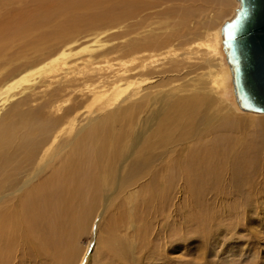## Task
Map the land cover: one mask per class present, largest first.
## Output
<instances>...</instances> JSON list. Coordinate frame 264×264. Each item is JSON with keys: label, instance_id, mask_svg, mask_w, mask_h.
Wrapping results in <instances>:
<instances>
[{"label": "bare ground", "instance_id": "6f19581e", "mask_svg": "<svg viewBox=\"0 0 264 264\" xmlns=\"http://www.w3.org/2000/svg\"><path fill=\"white\" fill-rule=\"evenodd\" d=\"M35 2L5 12L0 57H22L24 47L39 54L37 40L73 30L65 13L44 28L60 15L59 0ZM108 4V15L125 10L121 0ZM159 27L126 50L70 37L0 79V264H30L47 253L87 264L89 250L73 254L76 238L95 223L97 235L110 207L109 222L123 232L118 264H129L128 256L157 264L174 225L210 223L211 201H235L233 191L249 200L264 185V112L241 108L262 114L256 123L238 114L220 30L207 34L204 49L198 42L178 52L167 35L154 34ZM193 67L209 70L174 84ZM24 81L23 90L59 84L11 103V89Z\"/></svg>", "mask_w": 264, "mask_h": 264}, {"label": "rangeland", "instance_id": "374dc122", "mask_svg": "<svg viewBox=\"0 0 264 264\" xmlns=\"http://www.w3.org/2000/svg\"><path fill=\"white\" fill-rule=\"evenodd\" d=\"M116 1L119 0H100L98 1L100 5L99 3L87 5L83 0H59L60 15L52 18L44 28L51 27L65 13L67 17L71 15L74 17V24L70 23L73 30L67 31L66 34L57 33L54 37L44 38L41 41L37 40L32 47L41 48L42 52L39 54L29 52L28 48L24 47L22 51L26 55H22V57L12 60H10L12 56H7L8 54L0 57L3 58L0 59V79L12 72L17 73L22 69L24 70L43 53L47 55L51 52H58L62 47L69 45L64 40L70 37L74 38V41L78 40V42L100 39L106 44L103 49L118 44L126 50L128 45L141 43V37L148 35L152 27H159L158 23L161 24V22H164V25L161 24L162 27H159L161 29L154 28V34L167 35L166 37L172 40L173 48L178 52L192 48L198 42H202L199 48L204 49V43L208 40L207 34H210L214 29L220 30L221 23L232 14L237 5V0H219L217 3H210L207 0H121L125 10L114 9L112 14L108 15L106 12V9L109 8L108 2L115 3ZM146 1L148 5H146ZM34 3H36L35 0H0V25H4L3 19L6 11L16 12V9L19 11L26 6L28 9L33 7ZM150 3L153 4L150 6ZM138 5L142 7L137 8ZM53 7L56 9V5ZM177 9H180L182 13L177 14ZM124 13L125 15H123ZM37 33L38 31H35L34 34ZM40 43H44V45ZM8 49L12 50L13 47L10 45ZM194 63H199V61H194ZM196 67L191 68L190 74H185L181 77L182 79L177 80L174 84H182L186 79L188 81L192 74L209 70L205 68L196 69ZM28 72L26 70L18 73L11 82L19 81ZM57 84L59 81L49 87L36 84L33 90L29 88L28 91L23 90L28 85L24 81L22 87L11 89L10 95H14L11 103L17 98L27 95L39 96L42 94V88L49 89ZM25 91L26 93H24ZM38 102L39 100L34 103ZM236 106L238 114L247 122L256 123V118L262 116L260 113L244 111L238 104ZM7 107L8 104L5 108ZM254 123L250 130L254 128ZM233 192L232 196L235 201L231 197L226 203H220V201L213 203L211 201L212 208L209 215L213 218L210 223L204 222L202 224L196 220L194 222L187 220V222L174 225L173 228L175 229L172 231L175 234L171 235L168 253H161L162 255H159L156 263L264 264V185L255 188L249 200H246L243 193ZM243 196L244 198H242ZM241 202H244V205ZM114 210L113 207L109 208V212L106 213L100 223L101 229H98L97 235L95 223L91 229L92 233L84 231L77 236L76 249L73 250V254H81L84 249L89 250L88 252L92 253V258L90 261L88 260L87 264H118L117 261H120L117 243L123 232L121 234L122 229L116 225L115 221H112V218L109 222V216L114 213ZM203 221L204 219H202ZM87 225L89 226V224ZM110 226L115 233L110 231L108 228ZM114 226H117L118 229L115 230ZM157 242V245L161 244V242ZM46 255H34L30 264H63L61 263L63 260L59 256L50 253ZM76 255L73 259L77 258ZM54 256L57 261H55ZM71 262L68 259L65 264ZM128 262L129 264L133 263L130 256H128Z\"/></svg>", "mask_w": 264, "mask_h": 264}, {"label": "water", "instance_id": "95a60500", "mask_svg": "<svg viewBox=\"0 0 264 264\" xmlns=\"http://www.w3.org/2000/svg\"><path fill=\"white\" fill-rule=\"evenodd\" d=\"M220 34L237 104L264 112V0H237Z\"/></svg>", "mask_w": 264, "mask_h": 264}]
</instances>
